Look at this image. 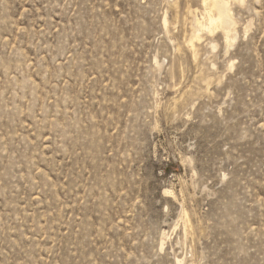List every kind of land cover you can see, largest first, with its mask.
<instances>
[{
  "label": "rangeland",
  "instance_id": "1",
  "mask_svg": "<svg viewBox=\"0 0 264 264\" xmlns=\"http://www.w3.org/2000/svg\"><path fill=\"white\" fill-rule=\"evenodd\" d=\"M227 1L0 0V264H264V0Z\"/></svg>",
  "mask_w": 264,
  "mask_h": 264
},
{
  "label": "bare ground",
  "instance_id": "2",
  "mask_svg": "<svg viewBox=\"0 0 264 264\" xmlns=\"http://www.w3.org/2000/svg\"><path fill=\"white\" fill-rule=\"evenodd\" d=\"M243 1V0H240ZM205 12L201 21L195 20L194 29L198 31L206 27L208 23L207 30L209 32L212 31V27L220 28L222 24V20L224 18H230L229 9H228V1L227 0H202ZM216 13V15H214ZM194 39H199L196 35ZM194 40V41H196ZM190 49L194 50L193 42H190ZM177 264H182L181 261H177Z\"/></svg>",
  "mask_w": 264,
  "mask_h": 264
}]
</instances>
